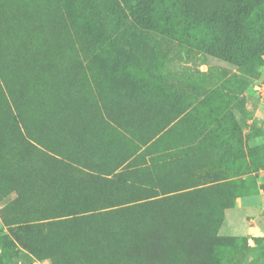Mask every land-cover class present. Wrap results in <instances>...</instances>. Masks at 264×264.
Listing matches in <instances>:
<instances>
[{
	"label": "rangeland",
	"instance_id": "1",
	"mask_svg": "<svg viewBox=\"0 0 264 264\" xmlns=\"http://www.w3.org/2000/svg\"><path fill=\"white\" fill-rule=\"evenodd\" d=\"M137 2L0 0V264H264V0Z\"/></svg>",
	"mask_w": 264,
	"mask_h": 264
},
{
	"label": "trees",
	"instance_id": "2",
	"mask_svg": "<svg viewBox=\"0 0 264 264\" xmlns=\"http://www.w3.org/2000/svg\"><path fill=\"white\" fill-rule=\"evenodd\" d=\"M125 4L132 5V8H136L138 6L137 0H122ZM133 11V10H132ZM134 12V11H133ZM51 20V19H50ZM53 26L55 29H58V26L56 22H53L51 20ZM18 24H20L23 29L24 25L22 23H18L15 21H7L5 23V29L4 33L6 34L9 31H16ZM33 29V30H32ZM33 32L37 33L36 28L34 26V22L32 19H30L28 25L24 29L23 33L26 34L24 36V41L28 43L29 39L31 41V37L33 36ZM57 33V32H56ZM29 38V39H28ZM28 39V40H27ZM34 54L31 51H28V59H31L34 66H37L36 59H37V51H34ZM19 52V50H18ZM9 55L11 57L13 69L15 71V68H18V70L15 72V75L19 73V68H21L22 65H26L27 59L26 57L18 56L17 50H13L9 52ZM23 58V60H22ZM22 62V65L20 66V63ZM38 120L42 121L39 117H37ZM172 217L168 214H153L151 216H135L133 219H130L127 227L129 230V237L130 239L124 244L122 247L120 246L117 251V256H115L113 259L108 262V264H142L139 260V255L135 252L136 247H140L144 241H146L147 235L149 231H156V233L159 235L160 242L162 245L163 250L166 252L164 256L153 258L149 262H146L145 264H157L160 261L164 260L166 258V255L168 253L169 244L165 240L163 227L165 226V223L168 221V218ZM134 232L130 236V230ZM178 242L181 243V239H176L175 242H173L174 251L170 253L169 258L173 257L176 258L178 256H181V252L179 247L175 249V246H178ZM179 250V254L176 253V251Z\"/></svg>",
	"mask_w": 264,
	"mask_h": 264
}]
</instances>
